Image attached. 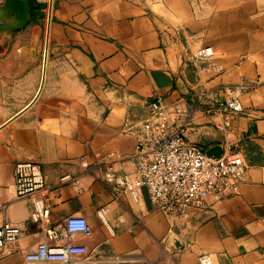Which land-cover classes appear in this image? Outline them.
Wrapping results in <instances>:
<instances>
[{
  "label": "crops",
  "instance_id": "crops-1",
  "mask_svg": "<svg viewBox=\"0 0 264 264\" xmlns=\"http://www.w3.org/2000/svg\"><path fill=\"white\" fill-rule=\"evenodd\" d=\"M27 1L30 20L0 30V226L22 230L19 250L0 264H56L24 257L46 235L30 218L32 199L15 193L20 161L42 166L49 226L80 213L92 227L75 239L89 253L70 264H199L205 252L214 264H264V0ZM2 17L17 19L6 0ZM203 46L214 54L197 57ZM233 92L240 111L227 104ZM153 99L190 104L192 143L243 156L238 194L215 190L180 218L146 188L141 204L115 195L105 173L134 171Z\"/></svg>",
  "mask_w": 264,
  "mask_h": 264
},
{
  "label": "built area",
  "instance_id": "built-area-1",
  "mask_svg": "<svg viewBox=\"0 0 264 264\" xmlns=\"http://www.w3.org/2000/svg\"><path fill=\"white\" fill-rule=\"evenodd\" d=\"M214 54L211 46H203L196 56L207 58ZM228 106L233 111L243 109L238 93L233 92ZM192 107L185 101L168 103L153 99L147 103L148 118L139 128L136 142V166L131 173H105L115 195L130 193L137 204L143 201V188L151 201L169 216H185L191 207H206L208 198L218 190L220 196L238 194L245 178L246 163L236 152H225L216 157L206 153L197 144L189 143L184 131L191 121ZM184 116L182 121L178 119ZM81 165L89 167L86 155L80 157ZM79 189L83 185L78 177L62 176ZM14 189L18 197H30V218L39 223L46 238L24 253L27 261L70 264L79 262L78 256L89 253V247L77 243L79 234L92 235V227L80 213L69 215L63 226H49L51 203L48 185L42 166L35 161H20L14 169ZM108 205L99 208L100 217L107 222ZM21 226L5 223L0 226V255L7 256L19 250ZM60 239L65 243L58 244ZM199 264H214L210 253L199 256Z\"/></svg>",
  "mask_w": 264,
  "mask_h": 264
},
{
  "label": "water",
  "instance_id": "water-1",
  "mask_svg": "<svg viewBox=\"0 0 264 264\" xmlns=\"http://www.w3.org/2000/svg\"><path fill=\"white\" fill-rule=\"evenodd\" d=\"M12 10L14 13H16L17 19L11 23L5 20L4 17L1 18L0 20V30L6 27L14 26V27H21L23 26L26 22L30 20V5L27 0H6V10ZM188 129V128H187ZM186 129V130H187ZM186 130L184 131L185 137L188 139L186 135ZM189 143H192L188 139ZM195 144V143H193ZM208 155L211 156H220L222 154L216 153L215 149H205L203 148Z\"/></svg>",
  "mask_w": 264,
  "mask_h": 264
},
{
  "label": "bare ground",
  "instance_id": "bare-ground-1",
  "mask_svg": "<svg viewBox=\"0 0 264 264\" xmlns=\"http://www.w3.org/2000/svg\"><path fill=\"white\" fill-rule=\"evenodd\" d=\"M46 65V64H45Z\"/></svg>",
  "mask_w": 264,
  "mask_h": 264
},
{
  "label": "rangeland",
  "instance_id": "rangeland-1",
  "mask_svg": "<svg viewBox=\"0 0 264 264\" xmlns=\"http://www.w3.org/2000/svg\"><path fill=\"white\" fill-rule=\"evenodd\" d=\"M198 145V144H197Z\"/></svg>",
  "mask_w": 264,
  "mask_h": 264
}]
</instances>
